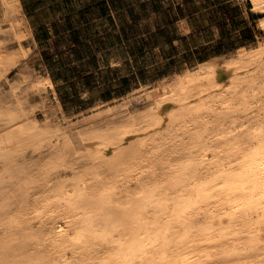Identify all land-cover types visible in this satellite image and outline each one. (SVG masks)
<instances>
[{
    "label": "bare ground",
    "instance_id": "obj_1",
    "mask_svg": "<svg viewBox=\"0 0 264 264\" xmlns=\"http://www.w3.org/2000/svg\"><path fill=\"white\" fill-rule=\"evenodd\" d=\"M20 2L0 0V264H264V37L75 123L25 62Z\"/></svg>",
    "mask_w": 264,
    "mask_h": 264
},
{
    "label": "rangeland",
    "instance_id": "obj_2",
    "mask_svg": "<svg viewBox=\"0 0 264 264\" xmlns=\"http://www.w3.org/2000/svg\"><path fill=\"white\" fill-rule=\"evenodd\" d=\"M141 0H123L126 4H135ZM183 0H159L157 7L167 8L169 6L175 7L181 4ZM195 7L207 8L223 0H193ZM228 13L231 14L236 21V31L230 30L228 18L223 12H215L209 15L207 12L202 18L198 19L195 24L188 23L186 20L178 22L173 30L167 31V36L161 35L151 39L150 44L146 46L143 52H138L137 44H132V49L135 55H139L137 59L131 61H123L120 68L116 70L102 69L93 71V64L84 66V68H76L77 71H92L87 78L83 73H77L74 71H67L68 69L60 70L51 74L53 82V91L57 102L59 103L63 114L67 117H71V120L75 123L81 119L82 116L89 114V108L99 104L101 100L107 96L110 98H116L117 95L123 93L126 89L135 91V96L141 92V85H147L148 87L154 86L159 79L164 76L170 77L176 72H179L186 66L193 64L197 55H209L211 49L206 52H198L187 54V51H191L194 47H205L207 42L214 44L220 38V30L218 26L225 24V29L229 31V36L223 39V47L237 44L238 41L247 40L241 35L243 30L242 21L246 22L247 28L251 31L253 36V42L248 46H253L257 40H261L264 33H261L257 26L259 15L250 11V6L247 0H230ZM192 7V6H191ZM238 7L237 13H232V9ZM211 11V10H210ZM134 13L139 15V20L136 23V27L133 29V34H141L145 31L155 32L156 27L159 25L161 16L160 14H154L150 5L147 6L144 13H140L137 6L134 7ZM129 16L124 15L123 19L128 20ZM210 24H213L210 26ZM218 25V26H217ZM208 26L203 32L195 33L190 37L193 27ZM167 38H179L180 40L174 41L172 46L166 44ZM183 38V39H181ZM233 51L225 53L223 55H231ZM141 55V56H140ZM175 55L172 60H167L168 57ZM185 55H196L185 57ZM53 58V57H52ZM58 62L67 64L69 58L66 55H62L61 58H57ZM25 62L28 64L30 70L46 74V70L42 68V63L35 62L33 58H26ZM97 64V61H95ZM100 62V61H99ZM98 62V65L101 63ZM56 63L49 61L50 68L55 70ZM127 76V77H126ZM126 77V83H121V79ZM16 78V72L13 71L9 79ZM128 92V93H129ZM126 95V94H125ZM124 96V95H123ZM33 101L44 102V112L51 113L54 111V102L50 93L41 92L32 96ZM111 103V102H110ZM39 111L37 118L42 117V112Z\"/></svg>",
    "mask_w": 264,
    "mask_h": 264
},
{
    "label": "crops",
    "instance_id": "obj_3",
    "mask_svg": "<svg viewBox=\"0 0 264 264\" xmlns=\"http://www.w3.org/2000/svg\"><path fill=\"white\" fill-rule=\"evenodd\" d=\"M121 1L21 0L22 13L30 31V37L24 41V46L29 48L27 58L34 57L35 62H41L51 81V74L68 66L84 68L95 60V72L102 69L116 70L123 61L137 59L138 55H131L130 46L146 35L125 38L121 29L123 21L131 26V21L124 20L123 16L138 2L126 4L127 7L122 9ZM147 2L149 0H141L139 4ZM62 55L68 56L71 64L61 68L56 63L55 70H52L49 61L58 62L57 58ZM175 57L173 55L167 60ZM98 62L101 64L98 65ZM77 73L90 75L93 72L80 70ZM113 99L107 96L100 103Z\"/></svg>",
    "mask_w": 264,
    "mask_h": 264
},
{
    "label": "trees",
    "instance_id": "obj_4",
    "mask_svg": "<svg viewBox=\"0 0 264 264\" xmlns=\"http://www.w3.org/2000/svg\"><path fill=\"white\" fill-rule=\"evenodd\" d=\"M229 1L230 0H223V1H219L216 4H213L210 6V9L208 10L207 8H199V7H195V5H193L194 1L193 0H183L181 4L176 5L175 7L169 6L167 8H163L157 7V3L159 2V0H149V2L147 3H141L137 5V8L139 10L140 13H144L146 11V8L148 5L151 6L153 13L154 14H160L161 16V20L159 25L156 27V31L155 32H148L145 31L141 34H133L132 31L136 26L137 21L139 20V15L134 13V8L128 9L126 11V15L129 16V20L131 21V26L127 25L126 21H123L124 26L121 29L122 35L125 38H128L129 36H131V38L133 37H141L142 35H146L144 38H140L137 41H135L134 44H137L138 48V52H143L144 48L146 46H148L150 44V41L152 38L156 37V36H161V35H165L167 36V31L169 30H173L174 26L176 25L177 22L182 21V20H186L188 23H193L195 24L198 19L202 18L205 14L203 13H207L209 15L215 13V12H223L225 14V16L228 18L229 21V25H230V30L232 31H236V21L233 19V17L231 16V14L228 13L229 10ZM192 6V7H191ZM125 7H127L126 3H123V0L121 1V8L124 9ZM232 13H237L239 11L238 7L234 8L231 10ZM222 25L218 26L219 30H220V38L218 41H216L214 44H210V42H207V45L205 47H194L191 51H187V54H194V53H198V52H206L208 50H212L211 54L209 55H197V57L195 58V62L193 64H190L188 66H186V68L191 67L193 65H195L197 62H203L209 58L215 57V56H219V55H223L225 53L234 51L236 48L241 47V46H248L253 42V36L251 34V31L247 28L246 22L242 21V25H243V30L241 31V35L244 36V38H247V40H241L238 41L237 44H232L230 46L227 47H223V39L225 37L229 36V31H227L225 29V24L221 23ZM213 24H210V26ZM208 26H203V27H193L192 28V33L190 35V37H192L195 33H200L203 32ZM183 39V38H181ZM180 40L179 38H167L166 40V44L172 46V43L174 41H178ZM131 44V45H132ZM131 55H135V53L133 52L132 46H130L129 49ZM139 56V55H138ZM141 56V55H140ZM190 57V56H196V55H185V57ZM171 57H168L167 59H169ZM172 60V59H170ZM93 62H95V60H93ZM90 63V64H93ZM59 63V66L65 67L68 66L69 64H71L70 62H68L67 64H63L62 62H57ZM59 67V68H60ZM65 69H68L67 71H74L76 72V68H71V67H66ZM185 69V68H183ZM182 69V70H183ZM64 70V69H63ZM180 70V71H182ZM59 72V71H57ZM79 72V71H77ZM85 75V74H84ZM87 78L90 75H85ZM121 83H126V78H122L121 79ZM130 90L126 89L123 93H120L119 95L116 96V98L122 97L123 95L127 94ZM111 99V98H110ZM109 100V99H107Z\"/></svg>",
    "mask_w": 264,
    "mask_h": 264
}]
</instances>
